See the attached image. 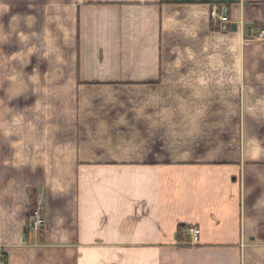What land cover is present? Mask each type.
Returning a JSON list of instances; mask_svg holds the SVG:
<instances>
[{
    "label": "crops",
    "instance_id": "crops-1",
    "mask_svg": "<svg viewBox=\"0 0 264 264\" xmlns=\"http://www.w3.org/2000/svg\"><path fill=\"white\" fill-rule=\"evenodd\" d=\"M261 30L264 0H0V263L264 264Z\"/></svg>",
    "mask_w": 264,
    "mask_h": 264
},
{
    "label": "built area",
    "instance_id": "built-area-1",
    "mask_svg": "<svg viewBox=\"0 0 264 264\" xmlns=\"http://www.w3.org/2000/svg\"><path fill=\"white\" fill-rule=\"evenodd\" d=\"M212 21L217 22L221 24V29H224L226 24L229 23L228 18L226 15H216L215 13L212 15ZM254 42H262L264 41V30H261L256 34L253 38ZM28 227L30 229L36 230V231H44L46 229V220L44 216V211L40 206H37L30 214V218L28 221ZM188 233L192 235L193 241H196L197 236L199 234V230L196 228H189ZM3 264V263H0Z\"/></svg>",
    "mask_w": 264,
    "mask_h": 264
},
{
    "label": "trees",
    "instance_id": "trees-1",
    "mask_svg": "<svg viewBox=\"0 0 264 264\" xmlns=\"http://www.w3.org/2000/svg\"><path fill=\"white\" fill-rule=\"evenodd\" d=\"M185 228L183 226H180L178 227V231H177V236L180 237L182 231L184 230Z\"/></svg>",
    "mask_w": 264,
    "mask_h": 264
},
{
    "label": "rangeland",
    "instance_id": "rangeland-1",
    "mask_svg": "<svg viewBox=\"0 0 264 264\" xmlns=\"http://www.w3.org/2000/svg\"><path fill=\"white\" fill-rule=\"evenodd\" d=\"M33 210H34V209H32L31 212H32ZM31 212H30V214H31ZM30 214H29V217H28V221H29V218H30Z\"/></svg>",
    "mask_w": 264,
    "mask_h": 264
}]
</instances>
